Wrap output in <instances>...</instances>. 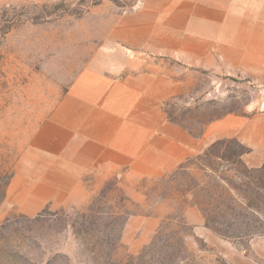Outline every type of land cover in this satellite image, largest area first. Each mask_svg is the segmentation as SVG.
<instances>
[{"label":"rangeland","instance_id":"1","mask_svg":"<svg viewBox=\"0 0 264 264\" xmlns=\"http://www.w3.org/2000/svg\"><path fill=\"white\" fill-rule=\"evenodd\" d=\"M142 1L0 0V172L13 177L33 132L89 61L116 53L109 31ZM133 59L135 70L158 66L185 81L164 111L195 137L227 114L264 113V68L231 76ZM6 179L0 264H264V157L234 138L168 173L91 172L76 197L35 215L8 199Z\"/></svg>","mask_w":264,"mask_h":264},{"label":"crops","instance_id":"2","mask_svg":"<svg viewBox=\"0 0 264 264\" xmlns=\"http://www.w3.org/2000/svg\"><path fill=\"white\" fill-rule=\"evenodd\" d=\"M109 39L116 53L105 62L96 55L74 77L17 162L7 197L25 215L72 200L91 172H172L218 139L264 157V113L227 114L195 137L164 111L185 81L158 66L135 70L133 59L141 53L172 59L182 71L253 75L264 68V0H143Z\"/></svg>","mask_w":264,"mask_h":264},{"label":"trees","instance_id":"3","mask_svg":"<svg viewBox=\"0 0 264 264\" xmlns=\"http://www.w3.org/2000/svg\"><path fill=\"white\" fill-rule=\"evenodd\" d=\"M7 178L6 179V182H5V185H8V183L10 182L11 180V177H12V174H10L9 172L5 171V172H0V181H1V178ZM248 208H250V205L246 204Z\"/></svg>","mask_w":264,"mask_h":264}]
</instances>
